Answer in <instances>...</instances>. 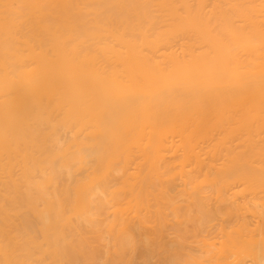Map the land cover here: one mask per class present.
<instances>
[{
    "label": "bare ground",
    "instance_id": "1",
    "mask_svg": "<svg viewBox=\"0 0 264 264\" xmlns=\"http://www.w3.org/2000/svg\"><path fill=\"white\" fill-rule=\"evenodd\" d=\"M166 139L179 156L182 178L173 177L193 242H204L198 235L215 215L242 208L259 218L247 248L264 264V0H0V264H33L44 253L77 264L74 246L59 244L73 217L99 215L112 172L104 164L124 156L122 171L134 147L142 161L163 162ZM108 148L119 154L109 153L113 161ZM75 166L84 180L57 192L59 173ZM245 222L220 224L221 240L239 242ZM218 254L215 264H241L235 251Z\"/></svg>",
    "mask_w": 264,
    "mask_h": 264
},
{
    "label": "rangeland",
    "instance_id": "2",
    "mask_svg": "<svg viewBox=\"0 0 264 264\" xmlns=\"http://www.w3.org/2000/svg\"><path fill=\"white\" fill-rule=\"evenodd\" d=\"M60 132H63V134L65 133L63 131V129L60 130ZM61 134L62 133H60V136H61ZM65 135H67V134H65ZM171 135L172 134L168 135V139L171 138ZM173 135H174V133H173ZM63 136H62V139L64 138ZM169 136H170V138H169ZM65 137H69V135H67ZM173 137L177 140L176 133H175V136H172V138ZM64 140H66V139L64 138L63 140H61L62 143H63ZM170 140L175 141L174 139H170ZM165 141H166L165 145L167 147H165V149L163 151L164 153L163 152L162 153H163V157L166 158L167 161L163 159V162L166 161L169 165L164 162V164H165V166H164L161 159H160V162H157V164H154V162H152L151 160H149L148 162H145L146 159H143L144 161H142V157H141V156H143L142 151H139L137 149L138 153L139 152L142 153L141 156L137 157V155H135V154L133 155V153H135V152H136V154H138L137 150H135V147H134V148H132L134 150V152H132L133 151L132 149H130L128 151V153H129L128 155H129V158H131L130 159L131 161L129 160L130 162H128V160L126 159L127 162H128V163L126 162L128 167H125L127 175H126V172H125V168H123L124 172H125L124 173L123 169L121 171V167L122 166H120L121 164L124 165L123 164L124 162L122 163V161L126 157L124 159H122V160H121V158H123L124 157L123 155H125V154L123 153L122 154L123 157H119L118 156L119 154L118 155H117V153L114 154L113 153L114 151L112 152V150L110 148H108L109 150H108L107 153H108L109 156L106 153V155L108 156V159H110L112 157L109 154L111 152L112 154L118 156V160L113 161L114 159L113 160H111L112 158L110 159L111 161H113L112 164L111 163L109 164L110 166L108 168H110V169H106L107 168L106 164H104L105 165L103 167L104 168L103 169L104 173H105V170L108 171L109 173H110V171H112V172L110 173L111 176H109V178L106 179V176H105V178H104L105 180H103V183L101 184L102 186H104V189L102 190V192L104 194L99 192L101 195H103V196H100V194L98 195L100 198H102V202L99 203V206H98L99 209L97 208L96 212H95L96 214H99V215L98 216L93 215V217H95V221H93L94 219L91 218V220L93 219L92 220L93 223H90V222H87V221L84 222L83 219H82L83 221L80 220L78 222L77 219L75 217H73L71 221L73 222V224H76V225H74L75 228H68L69 231L66 228L67 230H65V236L64 237H68L69 239L65 238V240L61 241L59 245L67 247V249L70 247L68 250H70L74 246L73 248H75V250H77V252L79 253V254L77 253L78 254L77 257L79 259L76 258L77 264H84V263L85 264H101V263H103V264H128V263L129 264H191V263L192 264H202V262H203V264H212V263L215 264L216 263L215 257H216V255L218 253H220V255L218 254V257H220L223 254L222 256H230L231 258H234L235 257L234 251H235V253L240 254V255H238V258L241 259V261H240L241 264H252V263L255 264L253 262V260L255 259V256L253 255L254 254V249H253L254 245L253 246L251 245V247H253V248L250 249V250H249V248H251V247L249 246V248H247V245L248 244L250 245L251 242L253 243L255 238L257 240L259 238L258 232L256 230H254L255 229L254 228L255 221H257L259 218L257 216L252 217L253 215H251L250 212L245 211V209L237 208L238 212H236L235 211L236 210L235 207H234L235 209L234 208H232V209L229 208L230 211L232 210L234 212L231 213L229 216L226 215V216H223L222 218H221V216L216 217V215H215V217H214L215 219L212 218V221H211L209 227L208 228L206 227L205 230H203V232H201V234H203V235H201V234L198 235L201 238L203 237L204 242H201L200 244H197V243L193 242L195 240L194 234L191 231L194 228L192 226L193 224L191 223V221H187L186 220V222H185L186 218L184 217L185 216L184 212L186 214V209L187 208H185V207H187V202H185V201L183 202L181 200L183 198L184 194L182 195L183 191H182V193H180L181 192V187H182L181 186L182 181L180 179L182 177L179 175L181 173V171H180V167L177 164V163H179L178 162L179 156H177L176 153L175 154L172 153V152H175V151H172V149L175 146L174 147L171 146V147H173V148H171L170 147V145H171L170 142H168L167 139ZM168 148L170 150H168ZM90 149L91 148H85V150L83 149V152L85 151L83 154L84 155L86 154V155L89 156V158H87V156H86V160L87 159L90 160V161L87 160V163H88V165H86L87 169H89V165L91 166L93 164L92 162L94 161L93 159L92 160L90 159V158H93V156L89 155V154H91L90 153ZM71 150H73L72 147H71ZM86 150H88V152ZM130 151H131L132 154H130ZM177 153L179 155V152H177ZM176 156L178 158H176ZM167 157L169 159H167ZM173 157L175 159H173ZM58 159L59 160L55 161L57 164H58V162L60 161L61 158H58ZM108 159L106 158L104 163L108 164V162H111V161H108ZM106 161H108V162H106ZM117 163H118V165H117ZM158 163L159 164L162 163L161 166ZM142 164H143L144 167L142 166ZM171 164L173 165V168L175 167L177 169L178 172L175 169L172 168ZM140 165H141V169H140V171H137L138 170L137 168H140V167H138ZM152 165L155 167L156 172L158 174L154 173L155 172L154 169H151V170L149 169L150 171L147 169L148 167H151ZM166 165H168L169 167H168V169L166 168L164 170V168L167 167ZM83 168H85V167H83ZM160 168H162V169H160ZM79 169H81V170H79ZM79 169H77V166H75V169H74V167L71 168L70 173L71 172L72 173L67 175L69 177H67L66 174L63 173V172H61V175L59 173L58 178H57L58 180H56V181H57L58 185L60 184L59 185L60 191H58L59 190V188H58V190L56 189L57 192H63L64 191L63 188H65V185L67 186V184H71L70 182L72 180L74 181V179H75V181H76L77 178L78 179L81 178L82 179L81 181L84 180V177L86 176L87 171L85 169L83 171L82 168H79ZM166 170H168V171H166ZM170 170H172V171L174 170L173 171L174 173L171 172ZM114 171H116L117 173H114ZM148 171L151 172V173H149ZM164 171H165V173H164ZM121 172H123V174ZM136 172H137V174H136ZM138 172H141L143 174L138 173ZM166 172H168V174ZM128 173H130V175ZM144 173H146V174H144ZM134 174L136 176H139V177H135ZM138 174H141V175H138ZM173 174H178V176L181 177V178L180 179L177 178L178 176H174L173 177ZM72 175H74V176H72ZM131 175H132V177H131ZM148 176H149V178H148ZM150 176H151V178H150ZM158 177H159V179H158ZM124 178H125V180H124ZM147 178L149 180H147ZM131 179L132 180L136 179L137 183L131 182L132 181ZM122 180L123 181H128L129 180L128 183L131 182V183H129V186L132 187V188H130L128 186V189H127V185L128 184L126 182H124V184L126 185V186L124 185L125 186L124 187L123 184H122L123 183ZM73 181H72V184H73ZM75 181H74V183H75ZM105 181H107V182H105ZM150 182H152L151 185L149 184ZM106 185H109V187L108 186L106 187ZM179 185L181 187H179ZM119 186L120 187L122 186V188H120V189L117 188ZM129 188H130V190H129ZM129 195H131L134 199L131 197L132 198V200H131ZM166 195H168V196H166ZM171 197H173V198H171ZM174 197H175V199H174ZM184 197H186V196H184ZM172 199H174V200H172ZM121 200H122V203H121ZM168 200L169 201H171V200L175 201V204L177 205L176 208L174 207L175 210L173 209L174 203H172V201L169 202ZM125 201H127V203ZM186 201H187V199H186ZM237 201H242V200L239 199ZM106 202H107V204H105ZM116 202H118L120 205L117 204ZM111 203L113 205H110ZM156 203L160 207V209H159V207H157ZM126 204H129V205H126ZM104 206L105 207L107 206V207L105 208ZM117 206H121V210H123V211H121L119 207L116 208ZM128 206H130V208ZM131 206H133V207H131ZM135 206H137V207H135ZM223 206L222 207L219 206V208L221 207L223 211L228 210L227 207H223ZM127 207H128V209H127ZM183 208H184V210H183ZM219 208H217V209H219ZM115 209H116V211H115ZM219 210H221V209H219ZM262 210L260 209L259 212H261L262 217H263L264 216L263 215L264 211H262ZM101 211H103V212H101ZM134 211L135 212L137 211V212L135 213ZM157 211L159 212V214H158ZM115 212H116L117 215L115 214ZM175 213H176V216H175ZM242 213L244 215L241 216ZM256 215H258V214H256ZM240 216L242 218H240ZM243 216H245L244 218H246V219H243ZM121 217H123V218L121 219ZM99 218L102 219V220H100ZM124 218H126V219H124ZM241 219H243L244 222L246 220V222L244 224L247 225V230L243 231L242 238L244 239L246 236L247 237L244 240L243 239H241V240L239 239L240 240L239 242H237L238 241L237 239H236L237 241L235 240L236 242L235 241H234V243L232 242L234 245L237 246V249H236V247L231 243V241L230 242L229 241L223 242L221 240V238L219 236L220 235V233H219V225L222 224L224 227L227 228V230H228L229 227L230 228L232 227V229H233V227L236 228V229L239 228V227L241 228V225L239 226V224H240L239 222L243 223V221ZM107 220L109 222H107ZM129 220H131V221H129ZM99 221H101V222H99ZM116 221H117V224H116ZM102 222H103V224H101ZM122 222H124V224H126V225H124ZM184 222L185 223L188 222L187 224H185V228H184ZM129 223H131V224H129ZM96 224H97V226H96ZM139 224H141L142 226L139 225ZM123 225H124V228H122ZM127 225H128L129 229L127 228ZM93 226H95V227H93ZM97 227H99V228H97ZM118 227H120L121 229L118 228ZM116 229L117 230L119 229V230L117 231ZM126 229H127V231H126ZM178 229H180V231L181 230L182 231L180 232ZM187 229H189L191 232L189 230H187ZM94 230L96 232H94ZM176 230H177V232H176ZM115 231H117L118 233H116ZM183 231L186 234L187 233L188 234L186 235ZM246 231H247V233H245ZM125 232H127L126 236H128L129 238L125 237ZM138 232L141 233V234L138 235ZM249 233L252 234V235H249ZM37 234L39 235V233H37ZM130 234H132V236ZM178 234L179 235L181 234L182 238H180L181 235L178 237L177 236ZM70 235H72V236H70ZM121 236L124 237L126 240L124 238H121ZM144 236H146L148 243H146V238L144 239ZM183 236H185V237H183ZM249 236H251V237H249ZM199 237H198V240H199ZM81 238H82V240H81ZM184 238H185L186 242H185ZM123 239L125 240V242H124ZM182 239L184 240L185 243H183ZM39 240H41V239H39ZM141 240H142V242H141ZM257 240L254 243H257ZM132 241L134 243H136V244H134ZM87 243H88V245H87ZM44 244H43V247L46 245V244L45 245ZM72 244H74V245H72ZM126 244H128V245H126ZM84 245H85V247L88 246L89 248L87 247V249H85ZM117 245H118V247H117ZM135 245H136V247H135ZM119 246H124V247L119 248ZM76 247H78V248H76ZM119 250H121V251H119ZM174 250H176V252ZM251 250H253L252 254H251V252H252ZM84 251H86V252H84ZM220 251H222V252H220ZM45 254L46 253H44L43 256L39 255L41 257H38V254H36L35 256L33 255V258L37 257L35 259H33V258L31 259L33 261V264H35V263L38 264L39 262H40V264H57L58 260H59L60 264H68V263H66L67 261L65 262V259L60 257V255L59 256L56 255V256H58L57 257L58 259L56 260V259H54L53 255L49 254L50 255L49 256L48 254H46V255ZM252 255H253V257H251ZM96 256H97V258H96ZM37 259H39V261H35L34 262V260H37ZM53 260H55V261H53ZM79 260H80V262H79ZM90 260H92V261H90ZM114 260H116V261H114ZM126 260H128L129 262L128 261L126 262ZM209 260H210V262H209ZM213 261H215V263ZM262 261L264 263V260H262ZM259 262H261V261H259ZM261 264H262V262H261Z\"/></svg>",
    "mask_w": 264,
    "mask_h": 264
}]
</instances>
